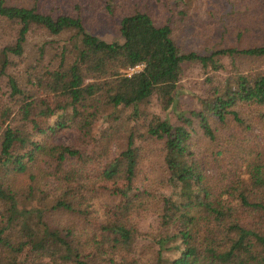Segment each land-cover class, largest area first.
<instances>
[{
	"label": "trees",
	"instance_id": "obj_1",
	"mask_svg": "<svg viewBox=\"0 0 264 264\" xmlns=\"http://www.w3.org/2000/svg\"><path fill=\"white\" fill-rule=\"evenodd\" d=\"M110 1L105 0L107 12L112 11ZM2 25L10 27L13 39L0 43V76L11 64L9 56L23 52L32 27L50 35L72 30L76 40L56 54V66L46 72L48 81L37 76L33 82L35 88L42 87L55 97L54 107L35 114L62 110L46 127L31 121L35 133L45 138L36 141L19 127L0 124V264H139L136 259L126 261L119 254L131 253L137 235L127 221L128 214L144 208L147 202L148 190L133 187L140 154L137 139L160 141L165 175L161 187L167 190L157 195L158 225L153 237L156 251L152 264H264V141L250 146L246 137L235 138L234 133L224 140L216 135V124L222 127L234 123L243 132L251 130L240 117L239 105L259 107L256 115L264 129V69L251 75L225 73L208 96L198 98L200 108L187 115L176 108L175 98L182 63L198 62L201 68L217 72L223 69L221 56H264L263 42L241 48L219 47L207 54L183 52L172 40L167 24L156 26L146 12L138 9L120 16V38L107 41L85 29L79 12L53 15L40 12L35 6L10 5L6 0H0V31ZM243 30L237 29L235 36ZM37 51L42 57V47ZM71 51L73 58L66 62L65 54ZM136 66L139 68L128 71ZM231 66L235 67L234 62ZM207 81L212 83L211 78ZM7 82L10 95L21 102L25 119L35 109L31 100L35 93L29 89V95L24 94L13 77H8ZM152 98L161 110L173 109L177 124L152 113L146 117L142 130L138 129L137 120L143 114L140 105ZM68 107L73 111L69 119L63 117ZM107 107L117 113L108 114L114 125L106 127L102 136L124 130L126 142L106 167L92 173V183L118 179L123 183L107 187L119 199L116 212L114 216L105 214L97 225L98 245L86 255L71 231L62 234L48 228L42 220V210L36 206L27 208L20 200L34 198L43 190L48 176H52L57 190L61 187V197L53 208L83 213L76 202L63 196L70 188L64 184H78L90 178L82 179L78 170L90 155L70 145L51 143L49 136L64 126H72L86 136L93 121ZM126 108L128 113L122 117ZM197 130L206 144L216 146L207 154L209 160L204 150L193 149L196 142L192 135ZM221 140L233 145L236 155L243 158L241 174L227 167L212 180L205 167L218 166L221 159L216 148ZM44 159L46 169L40 166ZM65 162L67 165H63ZM244 214L246 221L241 220Z\"/></svg>",
	"mask_w": 264,
	"mask_h": 264
},
{
	"label": "rangeland",
	"instance_id": "obj_2",
	"mask_svg": "<svg viewBox=\"0 0 264 264\" xmlns=\"http://www.w3.org/2000/svg\"><path fill=\"white\" fill-rule=\"evenodd\" d=\"M6 2L15 6H35L38 11L53 15L59 13L73 15L79 12L85 29L107 41L120 38L118 31L120 16L133 9H138L146 12L156 26L167 24L170 27L172 40L183 52L193 51L198 54H207L219 47L241 48L264 43V0H111V12L105 10V0H6ZM1 29L0 43L11 42L13 31H10V27L2 25ZM237 29H244L238 37L235 36ZM75 40L72 30L50 35L38 27L31 28L26 35L23 52L19 56H9L11 64L6 68L5 74L0 76V124L8 123L12 127H19L23 133H31L30 137L36 141L45 138V135L35 133L36 129L32 128L31 121L34 122L33 125L46 127L54 121L58 114L62 113V110L48 115L35 114L39 110L46 113L47 109L54 107L55 97L42 87L35 88L33 82L37 76L43 81H48L46 72L56 66L59 59L56 54L60 53L62 47L69 48ZM38 47L43 49V55L40 58ZM73 55L74 51L66 53L65 61H71ZM220 62L223 69L217 72L201 68L198 62L181 64L182 72L175 90L178 110L184 111L186 115L188 111L198 110L200 108L198 98L208 96L211 87L218 84L225 73L240 72L251 75L264 69V56H239L233 59L221 56ZM232 62L235 67L231 66ZM138 68L139 66H136L128 71L131 72ZM8 77L16 80L18 87L24 90V94L29 95V89L35 93L31 98L35 109L25 119L22 118L21 102L19 103L17 96L10 95ZM207 78H211L212 83H209ZM140 108L143 114L137 120L139 130H142L141 126L146 123V117L152 113L158 114L161 118H167L173 125L177 124L173 109L161 110L153 98L142 103ZM257 110L259 107L255 105L238 106L240 117L247 121L251 128L250 131L243 132L233 125L234 123H226L218 127V124L214 122L217 125L216 135L224 140L228 138L229 133H234L235 138L246 137L250 146L255 145L256 141L263 144L264 129L257 119ZM112 111L117 113V110L111 107L105 108L93 121L86 136L81 135L79 130L72 126L58 128L49 136L51 143L70 145L90 155L85 159L82 167L78 166L82 179L89 176L90 178L78 184L73 182L64 184H69L70 188L63 196L76 202L75 206L83 213L64 210L60 207L53 208L56 200L61 197V187L57 190L56 180L52 176H48L43 190L34 194V198H21L20 200L27 208L36 206L41 209L42 220L48 228L56 229L62 234L67 230L71 231L80 245L79 249L86 255L98 245L96 243V236L99 232L97 225L102 222L105 214L114 216L116 212L119 199L107 187L123 183L120 179L115 182L95 180L92 183L94 174L106 167V164L125 146L126 132L124 130L108 135L106 138L101 134L106 127L114 125L111 117H108ZM127 113L128 108L122 111L121 116ZM71 114L73 111L68 107L63 117L69 119ZM192 138L196 142L193 149L198 152L197 149L204 150L206 159L209 160L210 155L207 154L210 150H215L214 143L206 144V139L200 130L193 132ZM223 140L216 148L219 151L217 157L221 159L218 166L205 167L208 175L213 178L212 180H216L219 171L227 167L241 174L243 158L236 155L237 152L233 145L226 144L222 142ZM135 144L139 146L140 154L133 187L136 190L142 188L148 190L147 202L144 208L133 209L128 214L127 221L137 230V235L132 243L131 253L126 255L120 251L119 254L124 255L126 261L136 259L139 264H152L156 251L153 237L157 235L158 225L157 195L167 192L161 187V181L165 176L162 166V150L160 141L137 139ZM45 161L47 160L44 159L40 166L46 169ZM50 162L53 163V160ZM63 165H67L66 162ZM73 165L77 166V163ZM241 220H247L245 214L241 216ZM94 254L95 251L92 260ZM96 264H109V262Z\"/></svg>",
	"mask_w": 264,
	"mask_h": 264
}]
</instances>
